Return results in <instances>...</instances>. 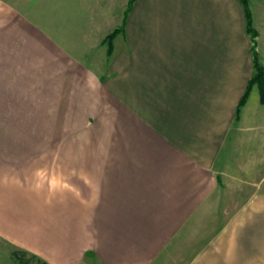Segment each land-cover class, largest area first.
Returning <instances> with one entry per match:
<instances>
[{"label": "crops", "instance_id": "obj_1", "mask_svg": "<svg viewBox=\"0 0 264 264\" xmlns=\"http://www.w3.org/2000/svg\"><path fill=\"white\" fill-rule=\"evenodd\" d=\"M234 2L0 0V238L45 264H264V103L253 86L237 114Z\"/></svg>", "mask_w": 264, "mask_h": 264}, {"label": "rangeland", "instance_id": "obj_2", "mask_svg": "<svg viewBox=\"0 0 264 264\" xmlns=\"http://www.w3.org/2000/svg\"><path fill=\"white\" fill-rule=\"evenodd\" d=\"M241 5L235 0L234 2V19H235V28L233 29V33H230L232 29L229 30L227 36H234V44L235 48L234 50H242V48L247 46V38L246 35L243 32V36L238 35V28H237V15H239V11ZM249 7L252 12L254 20L256 19V25L259 28V31L261 33L260 42H261V53L262 56H264V0H249ZM220 14H222L220 12ZM221 29H219V32ZM219 46H225V45H219ZM251 55V54H250ZM264 63L263 61H261ZM34 158L33 156H27V167L25 170V173L22 174V183L26 187V190H30L31 192L34 190ZM0 264H45L41 259L36 257L35 255L25 252L23 249L17 248L8 241H5L4 239L0 238ZM85 264H96L94 263H88ZM168 264H175L174 261H170ZM181 264H186L182 262Z\"/></svg>", "mask_w": 264, "mask_h": 264}, {"label": "trees", "instance_id": "obj_3", "mask_svg": "<svg viewBox=\"0 0 264 264\" xmlns=\"http://www.w3.org/2000/svg\"><path fill=\"white\" fill-rule=\"evenodd\" d=\"M240 2L244 10L246 32L249 35L251 42L250 52L253 60L254 73L251 76L248 86L243 96L240 99L239 106L237 109V114H239L240 108L246 103L253 86H257L259 88L261 94V101L264 103V64L261 63L259 53L257 50V37L259 35V32L254 26L253 15L249 7V0H240ZM121 29L122 28L115 29L106 38V42L108 44V54L112 53L113 40L116 37V35L121 31Z\"/></svg>", "mask_w": 264, "mask_h": 264}]
</instances>
